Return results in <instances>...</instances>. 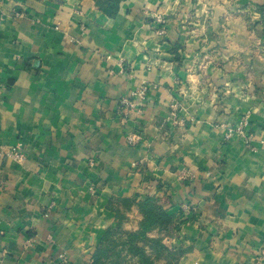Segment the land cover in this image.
I'll list each match as a JSON object with an SVG mask.
<instances>
[{"label":"crops","instance_id":"1","mask_svg":"<svg viewBox=\"0 0 264 264\" xmlns=\"http://www.w3.org/2000/svg\"><path fill=\"white\" fill-rule=\"evenodd\" d=\"M263 6L123 0L109 18L94 0H0V264H90L155 196L180 229L150 236L178 264H264ZM142 84L138 117L121 100ZM243 121L249 143L224 141Z\"/></svg>","mask_w":264,"mask_h":264},{"label":"trees","instance_id":"2","mask_svg":"<svg viewBox=\"0 0 264 264\" xmlns=\"http://www.w3.org/2000/svg\"><path fill=\"white\" fill-rule=\"evenodd\" d=\"M97 8L109 18H116L123 0H94ZM260 11H264V6ZM167 197H148L139 202L142 214L140 227L128 231L122 227L124 216H118V225L106 231L95 249L90 264H178L181 251L168 247L163 237H151L152 232L171 237L180 229L168 213Z\"/></svg>","mask_w":264,"mask_h":264},{"label":"built area","instance_id":"3","mask_svg":"<svg viewBox=\"0 0 264 264\" xmlns=\"http://www.w3.org/2000/svg\"><path fill=\"white\" fill-rule=\"evenodd\" d=\"M149 93V87L146 84H142L137 87L133 92L130 98H123L121 100V105L124 109L134 113L136 116L141 117L143 114V104ZM183 111V105L178 100H173L170 105V116L168 121L171 125L176 127L183 126V120L181 118V112ZM248 126L247 121L241 122L236 127H226L224 141L230 142L235 136H240L244 138L246 143H249V138L247 136L246 128ZM126 140L129 146L135 147L139 146L143 142V137L140 133L132 132L126 136ZM6 155L13 160L18 162L24 161V154L22 153L21 147L11 148L6 152ZM136 166V165H134ZM194 177L191 171L185 169L180 173V180L187 181ZM184 212L190 213L192 211V206L190 204H185L183 207Z\"/></svg>","mask_w":264,"mask_h":264}]
</instances>
